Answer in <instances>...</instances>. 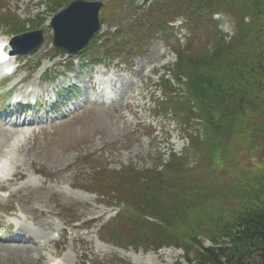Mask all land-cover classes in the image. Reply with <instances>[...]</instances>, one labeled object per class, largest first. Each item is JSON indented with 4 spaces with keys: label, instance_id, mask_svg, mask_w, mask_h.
Segmentation results:
<instances>
[{
    "label": "trees",
    "instance_id": "16d2710c",
    "mask_svg": "<svg viewBox=\"0 0 264 264\" xmlns=\"http://www.w3.org/2000/svg\"><path fill=\"white\" fill-rule=\"evenodd\" d=\"M116 2L130 20L97 35L79 62L94 66L124 50L142 58L155 42L168 45L177 57L168 71L175 82L186 79V95L161 78L165 101L157 109L188 119L195 115L192 104L204 139H192L200 160L195 169L187 168L186 156L175 155L162 170L161 160L142 170L95 166L85 187L104 199L99 203L123 206L102 236L123 249L180 248L187 264H264V0H155L146 11L136 0ZM217 13L232 22L228 40L213 18ZM178 17L186 22L184 46L171 44L168 22ZM0 19L10 32L27 30L11 11ZM51 52L52 60L63 56ZM74 64L69 57L62 66L71 70ZM201 238L212 246L204 247Z\"/></svg>",
    "mask_w": 264,
    "mask_h": 264
},
{
    "label": "rangeland",
    "instance_id": "374dc122",
    "mask_svg": "<svg viewBox=\"0 0 264 264\" xmlns=\"http://www.w3.org/2000/svg\"><path fill=\"white\" fill-rule=\"evenodd\" d=\"M50 1L0 0V6L11 10L25 28L36 27L45 36L37 51L17 63L19 70L8 86L22 80L25 84L16 91L32 89V96L41 99L40 103L46 97L48 106L57 90L75 88L71 100L67 101L65 93L56 108L46 111L38 107L26 113V107L18 106L8 111L7 118H0V160L7 157L12 161L14 175L1 186L5 198L0 201V216L12 234L0 240V264H49L55 256L63 264H186L181 250L144 253L101 241L99 229L113 217L114 209L99 203L104 199L85 187L95 166L116 172L125 167L151 169L161 155L167 160L168 149L180 152L188 144L187 137L173 125L155 133L158 137L146 135L139 127L142 119L151 116L152 100L160 96L159 89L155 90L157 77L175 62V54L159 41L142 58H129L122 51L118 58L129 59L128 68L116 61L94 68H82L76 62L72 72H65L64 58L49 61L47 56L55 53L50 52L51 9L59 12L66 2L55 6ZM99 1L104 2L99 34L130 20L120 2ZM9 31L10 27L0 25V37L9 38ZM37 61L41 67L34 71ZM46 70L57 79L41 82ZM57 109L61 112L55 116ZM46 114H50L48 120L43 119ZM169 131L172 137L166 139L163 133ZM22 236V243L13 240Z\"/></svg>",
    "mask_w": 264,
    "mask_h": 264
},
{
    "label": "water",
    "instance_id": "95a60500",
    "mask_svg": "<svg viewBox=\"0 0 264 264\" xmlns=\"http://www.w3.org/2000/svg\"><path fill=\"white\" fill-rule=\"evenodd\" d=\"M101 1L76 0L57 13L51 20L52 46L58 51L72 55L82 51L100 28ZM44 37L41 30L14 37L13 52L25 54L35 51Z\"/></svg>",
    "mask_w": 264,
    "mask_h": 264
}]
</instances>
